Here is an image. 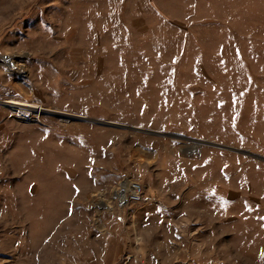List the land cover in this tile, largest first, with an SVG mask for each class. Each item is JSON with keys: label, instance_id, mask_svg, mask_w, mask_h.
<instances>
[{"label": "rangeland", "instance_id": "rangeland-1", "mask_svg": "<svg viewBox=\"0 0 264 264\" xmlns=\"http://www.w3.org/2000/svg\"><path fill=\"white\" fill-rule=\"evenodd\" d=\"M0 264H264V0H0Z\"/></svg>", "mask_w": 264, "mask_h": 264}, {"label": "built area", "instance_id": "built-area-1", "mask_svg": "<svg viewBox=\"0 0 264 264\" xmlns=\"http://www.w3.org/2000/svg\"><path fill=\"white\" fill-rule=\"evenodd\" d=\"M125 199L130 203L141 202L143 200V189L141 187V184H139L138 182H132Z\"/></svg>", "mask_w": 264, "mask_h": 264}, {"label": "bare ground", "instance_id": "bare-ground-1", "mask_svg": "<svg viewBox=\"0 0 264 264\" xmlns=\"http://www.w3.org/2000/svg\"><path fill=\"white\" fill-rule=\"evenodd\" d=\"M5 103L10 108L14 109L15 111L22 109L21 107H27V108H30V109H33V110L34 109H40L39 106H37V105L25 104V103H22V102L16 101V100H8ZM27 108H25V109H27ZM127 189H128V187H127ZM122 193H124V192L122 191Z\"/></svg>", "mask_w": 264, "mask_h": 264}, {"label": "crops", "instance_id": "crops-1", "mask_svg": "<svg viewBox=\"0 0 264 264\" xmlns=\"http://www.w3.org/2000/svg\"><path fill=\"white\" fill-rule=\"evenodd\" d=\"M158 4L161 5V6L162 5H166V3L164 4V2H159Z\"/></svg>", "mask_w": 264, "mask_h": 264}, {"label": "water", "instance_id": "water-1", "mask_svg": "<svg viewBox=\"0 0 264 264\" xmlns=\"http://www.w3.org/2000/svg\"><path fill=\"white\" fill-rule=\"evenodd\" d=\"M103 123V122H102ZM106 123H110V122H106ZM105 124V123H104Z\"/></svg>", "mask_w": 264, "mask_h": 264}]
</instances>
